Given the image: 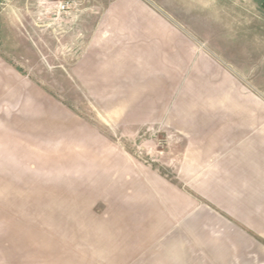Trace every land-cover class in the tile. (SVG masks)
Wrapping results in <instances>:
<instances>
[{
	"label": "rangeland",
	"instance_id": "374dc122",
	"mask_svg": "<svg viewBox=\"0 0 264 264\" xmlns=\"http://www.w3.org/2000/svg\"><path fill=\"white\" fill-rule=\"evenodd\" d=\"M57 1L0 0V54L37 84L6 95L0 264L60 262L66 247L45 240L56 241L51 212L67 208L133 220L130 248L113 259L160 264L150 255L157 240L147 247L154 214L164 203L172 230L197 204L226 216L195 171L219 160L238 131L264 135V0H216L218 16L198 7L208 0H147L170 28L148 36L144 26L103 23L105 0H70L67 13ZM40 227L36 242L29 230ZM215 229L231 236L211 220L200 226L208 236ZM252 244L253 259L264 260Z\"/></svg>",
	"mask_w": 264,
	"mask_h": 264
},
{
	"label": "crops",
	"instance_id": "0c3cea01",
	"mask_svg": "<svg viewBox=\"0 0 264 264\" xmlns=\"http://www.w3.org/2000/svg\"><path fill=\"white\" fill-rule=\"evenodd\" d=\"M208 1L209 3H199L198 7L214 9L218 16L219 7L215 4L213 8L212 5L216 0ZM259 4L264 7L263 2ZM102 8L101 20L108 25L144 26L147 36L155 25L170 30L169 24L155 15L147 0H105ZM26 79L11 68L10 63L0 54V138L3 142L6 140V95H10L11 89L17 90L15 94L20 95L21 89L27 88L26 84L29 88L37 87L33 80L24 83ZM254 133L256 135L241 130L231 135L232 139H224V144L220 146L223 154L217 157L219 160L209 168L195 171L194 178L204 177L203 182L210 184L211 202L223 210L226 216L212 208L205 211L202 205L197 204L191 208L190 217L183 221L182 229L172 230L174 225L166 217L167 208L164 203L162 209L154 214L146 228L147 247L152 248V241L157 240V243H153L150 255L159 258L160 264H264V260L256 262L253 259L249 251L253 240L246 231L250 228L264 239V135L259 130ZM190 168L193 169L191 166ZM150 195L149 192L146 197L150 198ZM182 199L190 202L185 196ZM55 203L58 209L63 202ZM59 211L60 214L51 212L49 215L50 232L56 237V241L45 240L50 246L66 247L67 254L55 264H125L113 257L115 253H125L130 248L128 227H136L133 220H129L128 224L118 216L97 219L91 217L90 212L85 214L84 210V213H80L75 208ZM167 212L170 213L169 208ZM212 213L214 216H211ZM63 217H66L65 221ZM210 220L217 228L222 226L231 232V236L227 240L220 238L219 229L214 230L213 236L204 234L200 226L210 223ZM29 231L34 233L36 242L39 239L43 241L42 227L38 231L35 228ZM70 241L75 242L73 246ZM254 243L264 253V243L257 240ZM232 249L242 251L236 254Z\"/></svg>",
	"mask_w": 264,
	"mask_h": 264
},
{
	"label": "built area",
	"instance_id": "2783aa9c",
	"mask_svg": "<svg viewBox=\"0 0 264 264\" xmlns=\"http://www.w3.org/2000/svg\"><path fill=\"white\" fill-rule=\"evenodd\" d=\"M70 4V0H58L55 3V7L58 12L66 13L69 12Z\"/></svg>",
	"mask_w": 264,
	"mask_h": 264
}]
</instances>
